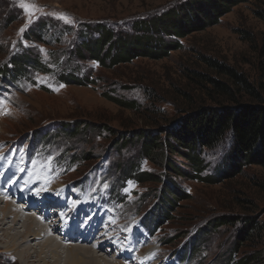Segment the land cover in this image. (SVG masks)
<instances>
[{
	"label": "rangeland",
	"instance_id": "1",
	"mask_svg": "<svg viewBox=\"0 0 264 264\" xmlns=\"http://www.w3.org/2000/svg\"><path fill=\"white\" fill-rule=\"evenodd\" d=\"M190 1L24 0L39 9L29 22L21 0H0V100L10 109L9 115L0 114V138L5 151H17L5 157L24 156L29 171L43 168L31 179L38 183L43 181L38 176L47 179L46 188L38 185L33 189L37 201L61 187L69 203L80 210L91 238L124 244L140 216L154 221V238L136 228L142 244L138 254L156 249L146 264H264V166L242 161L228 167L232 139L227 136L217 147L204 150V168L197 175L187 161L170 156L186 172L179 176L168 171L163 159L144 158L138 138L141 131L173 127L199 106H264V0H242L217 23L183 37L165 36L171 46L168 55L159 59L139 57L109 67L80 48L83 35L96 38L101 33L98 24L114 32L132 33L135 21L188 6ZM52 13H63L72 22ZM41 48L47 49V55ZM18 56L29 61L22 68L15 64ZM37 76L46 82L38 81ZM78 79L85 81L79 83ZM217 82L226 86L232 97ZM131 101L135 109L118 103ZM165 136L163 133V139ZM44 151H52L45 162L57 155L67 166L69 174L62 182L69 185L53 184L57 182L51 175L54 169H47V163L42 167L44 162L39 165L41 159L29 160L28 154L44 158L48 154L43 155ZM131 168L151 172L155 180L141 184L122 180V173ZM104 176L117 187L124 186L120 204L130 216L127 221L101 203L110 195ZM74 179H80L75 189L79 192L83 185L86 192L71 188ZM163 182L180 186L187 198L174 204L170 219L158 221ZM37 189L41 190L38 195ZM96 191L102 196L98 204ZM76 195L77 200L73 199ZM251 222L255 223L252 228ZM245 229L248 235L240 239ZM5 231L0 230V264H21L4 250V244L14 240ZM188 243L198 248L189 259L180 262L175 254L168 256ZM106 257L115 260L110 254ZM34 260L28 261L37 264Z\"/></svg>",
	"mask_w": 264,
	"mask_h": 264
},
{
	"label": "trees",
	"instance_id": "2",
	"mask_svg": "<svg viewBox=\"0 0 264 264\" xmlns=\"http://www.w3.org/2000/svg\"><path fill=\"white\" fill-rule=\"evenodd\" d=\"M240 1L242 0H191L188 6L172 8L151 19L135 21L132 33L114 32L113 29H106L104 25L98 24L101 33L96 38H87L83 35L80 48L89 54V58L109 67L139 57L159 59L168 55L171 46L165 36L183 37L193 30L217 23ZM29 36L35 37V34ZM81 57L86 56L82 54ZM17 62L16 66L22 68L29 61L23 56H18ZM16 66L11 69L17 68ZM222 69L231 72L226 67ZM233 74L240 77L245 89L253 93L241 76L235 72ZM77 81L82 83L85 80ZM216 84L227 96L232 97L226 86L218 82ZM118 103L128 108H136L134 101ZM163 133L166 134L164 139ZM227 136L232 139V146L226 158L228 167L242 161L257 162L264 166V106L241 103L230 106H199L167 130H146L138 134L142 141L141 155L150 161L163 159L168 171L179 176L185 175L186 172L170 156L176 155L187 161L197 175L204 168L201 158L204 150L217 147ZM122 174V180L132 179L139 184L155 180L153 173L138 172L136 168ZM163 184L160 197H163L164 203L160 204L161 215L158 221L170 219L174 204L187 198L180 186L167 182ZM143 219L145 223L155 225L154 221L147 217ZM254 224L249 223L250 228L254 227ZM248 231L245 229L240 239L248 235ZM197 249V246L188 243L182 244L175 252L184 260L193 256Z\"/></svg>",
	"mask_w": 264,
	"mask_h": 264
},
{
	"label": "bare ground",
	"instance_id": "3",
	"mask_svg": "<svg viewBox=\"0 0 264 264\" xmlns=\"http://www.w3.org/2000/svg\"><path fill=\"white\" fill-rule=\"evenodd\" d=\"M3 146L4 142L0 138V230L5 229L8 231L7 236L14 240L17 239L18 242L11 240L12 242L8 241L4 244V250L9 251L11 254L13 253L19 263L30 264L28 260L34 258L37 264H146V261L152 258V254L154 255L156 253V249L153 248L155 250H146V254H138L142 252H138L139 247L142 245L140 241L138 243V239L140 238L139 233L140 231L142 232V229L138 225L129 231V235L125 239L127 241L124 244L119 243L118 240H116L118 242L112 241V244H110L111 242L108 243V241L91 238L92 232L86 230V226L83 224V220L85 219L79 213L80 210L76 208V205L69 203L70 199L61 187L54 188L57 191L52 192V196L46 193L48 195L47 197L42 196L44 198L41 201H37L39 199L33 194L35 193L33 189L38 185L42 187L48 185L44 184L47 179L45 180L43 176H38L39 180H43L42 183L35 182L31 179L37 176L36 171L40 173L43 168L39 169V166L35 168L31 166L32 170L29 171L30 163L28 159L24 156L18 157L17 154L9 156L11 159L8 160L5 155L7 153L8 155L13 154V151L17 153V151L13 149L11 152H7L8 150L5 151ZM45 152L50 154L52 151H44L43 155ZM47 155L44 158L43 156L38 158L28 154L29 160L41 159L39 165H42V162H44L45 164L42 167L47 163L49 165L47 169H50V167L54 169L51 175L57 177V182L53 184L62 183L63 185H69L70 182L68 181L62 182L63 178L69 174L66 167L59 169L53 162H45ZM6 159L7 162L5 161ZM18 168L22 170H18ZM7 179L9 181L5 186L4 184ZM54 179L52 178V180ZM74 180H76L73 186L75 188L79 184L80 179ZM80 187L82 188V192H86L87 189L84 190L83 185ZM52 188L53 186L51 185L50 190H53ZM76 192L82 193L77 190ZM77 195L73 199L77 200ZM22 198L24 199L22 200ZM101 199L102 196H99L98 191H96L95 200L97 204ZM106 199L110 205L120 209L117 214L120 215L121 220L127 221L130 218L128 213L121 211L122 207L120 204H114V201H111L110 197H106ZM43 200L46 202H43ZM55 203L58 205L53 206L52 204ZM58 210L60 212H56ZM126 221L123 223H126ZM90 227L92 228V226ZM136 228L140 229V231ZM12 231H14L13 234ZM101 251L105 253L100 254ZM173 253H168V256L170 258L173 257ZM109 254L114 256L115 260H109L106 257ZM122 259L126 262L123 263ZM179 264H187V262Z\"/></svg>",
	"mask_w": 264,
	"mask_h": 264
},
{
	"label": "snow or ice",
	"instance_id": "4",
	"mask_svg": "<svg viewBox=\"0 0 264 264\" xmlns=\"http://www.w3.org/2000/svg\"><path fill=\"white\" fill-rule=\"evenodd\" d=\"M20 6L23 7L27 11L29 22L31 21L33 14L35 12L39 11L37 6H35L33 4L24 3V0H21V5ZM52 15L56 16L58 19H62L64 21H66L68 23L72 22L71 18L66 16L63 13H52ZM24 27H27V24ZM23 31H24V28H21L20 32L22 33ZM40 51L43 52L45 55H47V49L41 48ZM36 79L38 81L42 82V83L46 82V81H44V79L42 77H39V76H37ZM36 86H39V85L37 84ZM60 87H63V85H60ZM55 90L58 91L59 89L57 88ZM0 114H2V115H9L10 114V109L7 108V102L4 101V100H0ZM40 191H41L40 189H37V193L36 194L38 195Z\"/></svg>",
	"mask_w": 264,
	"mask_h": 264
}]
</instances>
